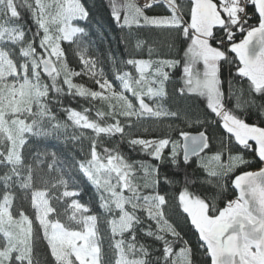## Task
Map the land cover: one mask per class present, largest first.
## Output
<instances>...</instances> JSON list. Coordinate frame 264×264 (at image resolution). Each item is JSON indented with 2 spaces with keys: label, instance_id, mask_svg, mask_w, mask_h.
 <instances>
[{
  "label": "snow or ice",
  "instance_id": "1",
  "mask_svg": "<svg viewBox=\"0 0 264 264\" xmlns=\"http://www.w3.org/2000/svg\"><path fill=\"white\" fill-rule=\"evenodd\" d=\"M108 9L126 57L85 0H0V264H264V0Z\"/></svg>",
  "mask_w": 264,
  "mask_h": 264
},
{
  "label": "trees",
  "instance_id": "2",
  "mask_svg": "<svg viewBox=\"0 0 264 264\" xmlns=\"http://www.w3.org/2000/svg\"><path fill=\"white\" fill-rule=\"evenodd\" d=\"M86 4L92 9L93 19L91 21L90 27L88 28V31L90 33L89 40L91 41V52L95 56L98 57H105L108 55H116L117 57L120 56H127V52L124 49V46L122 44L117 43V35H118V29L114 28V26L110 23V17H109V9H108V0H85ZM67 47V45H65ZM74 47V46H73ZM69 58L72 62L73 66H76V58L72 55L71 49L69 50ZM105 70L107 71V63L104 64ZM110 75V74H109ZM66 104H69L72 107H78V104L76 102H73L71 100L65 101ZM81 104H83V101H80ZM250 123H258L255 117H252L249 119ZM179 123V122H178ZM183 127V125H181ZM192 132H196L197 128L192 127L190 129H187ZM220 133L218 132L217 135ZM71 147V145H69ZM123 151L126 155L130 156L132 159H141L139 153L131 151L126 145L122 146ZM238 147V146H237ZM85 148H87V142H85ZM233 153L237 154L236 149H233ZM251 160V157H248ZM261 166V163L256 160L253 161V169L259 168ZM252 169V170H253ZM170 171H176L175 169H172ZM189 173L193 172V169L187 170ZM199 175L200 173L197 172ZM183 173L178 174L176 177L177 180L182 179ZM162 191H166L167 194L171 197L176 195L177 193L172 190V188L168 186H164ZM191 191H193L196 194H207L205 193L204 189L199 187H193L191 188ZM94 190L90 185H87V183L81 184V196L79 199L82 203H93L94 202ZM235 193L229 183L228 187L225 189L223 193V199L218 198V207H223L226 203L227 198H234ZM27 207V205H25ZM96 211H99L98 209H95ZM103 219V218H102ZM183 228V232L186 233V238L191 239L193 242H195L196 237L194 236L193 232L190 230V225H183L181 224ZM101 228L103 229V224L101 225ZM44 245L41 243L40 250L43 251Z\"/></svg>",
  "mask_w": 264,
  "mask_h": 264
},
{
  "label": "water",
  "instance_id": "3",
  "mask_svg": "<svg viewBox=\"0 0 264 264\" xmlns=\"http://www.w3.org/2000/svg\"><path fill=\"white\" fill-rule=\"evenodd\" d=\"M193 133H195V132H193ZM261 166H264V165H262V164H261ZM261 166H260V167H261ZM253 170H258V168H256V169H253Z\"/></svg>",
  "mask_w": 264,
  "mask_h": 264
}]
</instances>
